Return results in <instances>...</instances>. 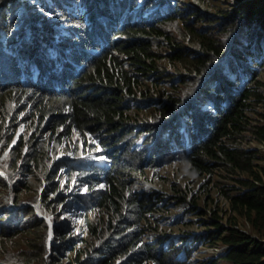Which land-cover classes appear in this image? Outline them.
Segmentation results:
<instances>
[{"label": "trees", "instance_id": "16d2710c", "mask_svg": "<svg viewBox=\"0 0 264 264\" xmlns=\"http://www.w3.org/2000/svg\"><path fill=\"white\" fill-rule=\"evenodd\" d=\"M43 7L54 19L42 13ZM227 7L213 0H0V108L22 105L36 118L32 141L39 153L33 151V143L29 161L37 165L43 153V142L35 140L38 135L76 146L72 141L87 144L89 133L112 151L113 159V173L103 169L98 173L107 176L109 186L101 189L102 181H97V190L93 186L92 196L86 198L89 207L99 210L96 216H88L89 237L75 235L69 224L60 222L61 215L70 210V198L61 193L56 200H48L49 205L56 201L63 205L61 213L54 212L51 253L45 244L46 223L32 207L17 213L29 215L30 221L15 231L4 228L1 220L6 217L0 216V238L18 233L24 240L23 245L12 243L17 253L0 245L7 264H147L150 260L184 264L171 261V254L158 247L162 241L142 242V231L129 219L131 213L144 215L156 205L153 198L130 189L132 175L144 173L146 159L129 150L131 140L141 132L134 127L138 115L130 111L159 104L166 111L165 102L181 111L191 107L203 83L196 97L201 96L203 103H216L217 112L201 117L214 121L205 128L212 136L188 155L192 164L204 171L219 165L255 173L253 154L227 142L243 130L264 139V124H252L246 112L264 102L261 84L255 82L246 92H237L242 76L254 79V71H241L239 78L234 70L247 54L253 62L256 51L264 52V0L239 5L237 10ZM58 23H64L63 29ZM246 49L255 51L249 54ZM227 59L230 79L224 66L220 67ZM162 95L172 98L164 100ZM178 100L185 106L176 105ZM148 111V115H158L155 109ZM56 164L46 172L47 179L52 172L59 173ZM154 164L151 157L148 165ZM60 182L59 178L57 189ZM245 184L250 188L234 196L232 203L249 220L250 233L231 227L226 234L221 228L209 231L206 240L221 239L235 247L206 264H264V247L260 249L264 184ZM214 223L217 228L221 225ZM33 238L41 241L42 248L22 258L21 251L29 250Z\"/></svg>", "mask_w": 264, "mask_h": 264}, {"label": "clouds", "instance_id": "9594fccd", "mask_svg": "<svg viewBox=\"0 0 264 264\" xmlns=\"http://www.w3.org/2000/svg\"><path fill=\"white\" fill-rule=\"evenodd\" d=\"M139 1L143 2V0ZM23 4L25 6L24 9L28 10L25 2ZM83 9L84 7L81 6L80 10ZM42 13L47 18L54 19L53 13L49 9L43 7ZM57 27L63 29L64 23H58ZM28 32H31L30 28ZM21 42L22 40L19 39L18 43ZM227 61L228 59L220 67L227 65ZM250 62L253 65L254 79L245 74L242 76L243 82L238 85L236 90L237 92H246L252 84L258 82L261 84L259 89L264 94V81L259 82L261 73L264 72V52L258 53L256 51L253 62L252 60ZM2 69L3 67L0 68V70ZM240 72H236L239 78H241ZM175 80H179L177 84L180 82L179 77H176ZM202 86L203 83L200 84L196 95L193 97L195 102L191 101V107L183 108L181 111L178 107L173 106L174 103L170 102L163 104V107L168 105L166 111L160 110V104L147 107L144 110L135 108L130 111L132 115H138V120L134 123V127L136 131L141 132L138 137H134L131 140V144L128 146L129 150L139 156L146 157L142 163L144 173L132 175L130 189L133 192L144 193L147 197L153 198L156 201V205L151 210L144 212V215L135 216V214L131 213L129 219L134 220L133 225L138 226V229L142 231V242L159 244L162 241L158 247L171 254V261L184 264H206L210 258L222 257L235 247V244L223 242L221 239L206 240L204 236L209 231H216L221 228L222 234H226L231 227L243 233H250L249 220L233 206L232 200L234 196L243 194L250 188L248 184H245V181L255 185L264 184V139L259 138L248 130H243L234 141H228L227 144H232L253 154L252 167L255 173L242 170L240 167H236L232 171L219 165L214 166L211 170L204 171L192 164L188 155L200 149L204 144L203 142H206L212 136V134L209 135L205 131V128L208 125L212 126L214 121L207 116L203 117V119L201 117L206 114L205 112H209L208 115L217 112L216 103L214 104L212 101L203 103L201 96L196 97L200 93ZM171 98L162 95L164 100ZM252 100L253 98L251 97L248 101L251 102ZM224 104H226V101ZM176 105L184 107L185 103L178 100ZM15 106L0 108V216L6 217V219L1 220V224L8 231L19 229L30 221V216L17 213L23 207H32L36 215L46 223L45 244L48 253H51L55 233L54 212L61 213L63 205L58 204L57 201L55 202L56 204L49 205L48 200H56L58 193L70 198V210H66L61 215L60 222L69 224L70 232L74 231L75 235L79 234L84 238L89 237V233L85 229L88 216H96L99 210L89 207L91 205L89 203L90 200L86 201V198L92 196V187L96 185L97 181H102L99 184L101 189L109 186L108 182L105 181L107 176H99L98 173L100 172L99 169L113 173V159L110 156L112 151L107 150L92 133L87 135V144L84 140H80L82 143H76V146L71 143L62 145L49 142L47 137L38 135L35 140L43 142V153L40 154L38 164L34 165L29 161L28 157L32 154L30 146L33 143V147L36 149V142L32 141L36 131V123L27 120L24 111ZM198 106H200V109ZM256 107V110L251 107L246 109L249 120L252 124H264V111H260V108L264 110V102H260ZM149 108L155 109L158 115H148L150 112L148 111ZM146 127H149L150 130L148 131ZM93 139L94 142L92 141ZM224 140H227L226 137ZM123 145L125 144H122L121 147ZM33 151L39 153L37 149ZM105 152L108 155H104ZM151 157H154V166L148 165ZM175 161L187 163L188 167L193 169V179L198 175H205L206 179H209L214 173L219 174V180L208 181L201 190V193H205L207 197L210 196L209 193L211 191L215 192L214 203L220 208V211L217 212L201 208L195 200H191L192 195H194L192 192L194 187L190 185L191 180L186 181L185 185H189L190 188L185 189L179 199L174 196L178 189L173 187L174 183L171 185L173 192L170 195L174 199V205L187 204V209L192 214H198L201 220L198 222L195 219L191 222L198 223L202 228L205 226V229L201 231L184 229V231L180 232L174 225L176 218L171 217L169 212L160 209V203L164 199L163 193L152 187L147 189L136 187L140 185L138 182L143 180L157 181L159 178H165V176L161 175L160 169L164 165ZM56 162L59 173L56 176L54 171L49 176L50 179H47L46 172L51 170ZM26 163L29 164L26 165ZM108 169L110 170L108 171ZM186 176L191 175L188 173ZM59 178L61 180L60 188L57 189ZM30 183H32L31 186ZM94 189L97 190V186ZM186 192L189 194H186ZM15 194L20 198V203L16 201ZM221 195L226 197L225 201L244 219L248 228L240 227L239 220L226 217L221 213L223 211L220 207L222 202L220 200ZM208 213L210 214L209 220H206L204 217ZM215 221L221 223L219 228L215 225ZM162 222L172 223L162 226ZM174 229H177V231ZM254 236L260 239L258 236ZM260 240L263 243L260 247L262 249L264 241ZM12 243L23 245V237L16 233L9 237L0 238V245L6 244V249H13V252L17 253ZM80 245L83 244L81 243ZM42 246L43 244L38 238H33L29 250H22L20 256L28 258L34 253L33 249L37 248L40 250ZM241 246L245 247L244 244ZM206 249L215 250V252L210 253L205 251ZM6 257L5 251L0 249V264L8 263ZM147 264H154V262L150 260Z\"/></svg>", "mask_w": 264, "mask_h": 264}, {"label": "rangeland", "instance_id": "374dc122", "mask_svg": "<svg viewBox=\"0 0 264 264\" xmlns=\"http://www.w3.org/2000/svg\"><path fill=\"white\" fill-rule=\"evenodd\" d=\"M215 3L228 5L227 8L229 9H235L237 10V5L241 3H248L247 0H213ZM256 49V48H255ZM255 49H252V51H248V53H252L255 51ZM243 66V67H242ZM252 64L250 62V56L247 54L244 58L241 64L235 63L234 70L235 71H245L250 72L252 70ZM227 65H224L223 71L226 70L225 76L230 79L231 71L227 69ZM264 81V72L261 73V76L259 78V82ZM264 90V87H263ZM2 103H5L4 101ZM15 107H18L20 110L24 111L26 119L31 120L35 123H37L36 118L32 116V112H28V109L25 108V106L22 105H16ZM260 111H264L262 108H260ZM72 142H75L77 144H81L82 142L80 140H74ZM186 171V172H185ZM161 175L165 176V178H159L157 181H150V180H143L138 182L140 185L136 186L141 189H147L152 187L155 190H158L159 192L163 193L164 199L161 201V210H165L169 212L171 217L176 218V221L174 225L177 227V229L182 232L187 229L189 231H201L205 229V226L202 228L201 225L198 223H192L191 221H194L197 219L199 222L200 216L198 214H192L189 209H187V204L175 206L174 205V199L171 198L170 193L173 192L171 189V185L174 183V188L178 189L174 196L176 198H180L182 196V193L185 189H189V185H185L186 181L191 180V186L193 188V193L191 200H195L196 203L201 207L208 211H220V208L214 203V196L215 192L211 191L209 194L210 196H206L205 193H201V190L204 186V184L208 183V181H217L220 179L219 174L214 173L212 177L209 179H206L205 175H198L194 177L193 179V169L188 167L187 163H178L177 161L172 162L171 164H166L160 169ZM190 174L191 176H186L187 174ZM32 183H30V186ZM200 185V186H199ZM199 187V188H198ZM186 194H189L186 192ZM26 197V196H25ZM226 197L224 195L220 196V200L222 201L220 203V207L223 209L221 212L226 217H232L236 220L240 221V227L242 228H248L247 223L244 221V219L237 214L236 211H234L230 204L225 201ZM209 213L208 215H205V219L209 220ZM165 217V216H162ZM172 222H162V226L171 224ZM177 229H174L177 231ZM205 251H208L210 253H214L215 250L206 249Z\"/></svg>", "mask_w": 264, "mask_h": 264}]
</instances>
